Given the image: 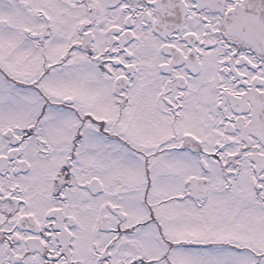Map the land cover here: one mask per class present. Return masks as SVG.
<instances>
[{"label": "snow or ice", "instance_id": "obj_1", "mask_svg": "<svg viewBox=\"0 0 264 264\" xmlns=\"http://www.w3.org/2000/svg\"><path fill=\"white\" fill-rule=\"evenodd\" d=\"M0 264H264V0H0Z\"/></svg>", "mask_w": 264, "mask_h": 264}]
</instances>
